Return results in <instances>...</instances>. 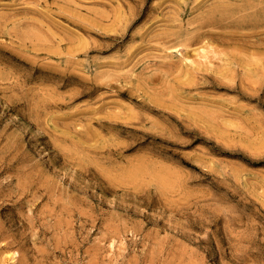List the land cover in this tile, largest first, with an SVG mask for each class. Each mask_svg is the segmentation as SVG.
I'll use <instances>...</instances> for the list:
<instances>
[{
    "label": "rangeland",
    "instance_id": "374dc122",
    "mask_svg": "<svg viewBox=\"0 0 264 264\" xmlns=\"http://www.w3.org/2000/svg\"><path fill=\"white\" fill-rule=\"evenodd\" d=\"M0 264H264V0H0Z\"/></svg>",
    "mask_w": 264,
    "mask_h": 264
},
{
    "label": "bare ground",
    "instance_id": "6f19581e",
    "mask_svg": "<svg viewBox=\"0 0 264 264\" xmlns=\"http://www.w3.org/2000/svg\"><path fill=\"white\" fill-rule=\"evenodd\" d=\"M105 200L108 201V204H112L113 205L115 203V201L113 199L108 198V197H106Z\"/></svg>",
    "mask_w": 264,
    "mask_h": 264
}]
</instances>
